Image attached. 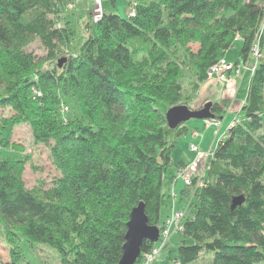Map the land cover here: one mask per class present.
<instances>
[{
  "label": "trees",
  "instance_id": "1",
  "mask_svg": "<svg viewBox=\"0 0 264 264\" xmlns=\"http://www.w3.org/2000/svg\"><path fill=\"white\" fill-rule=\"evenodd\" d=\"M67 1L0 0V111L12 112L0 115V234L10 256L0 264L17 261L22 238L54 248L61 264H117L138 203L161 230L169 169L180 164L171 152L190 130L186 122L169 128L165 118L169 107L187 105L183 66L193 69L195 91L236 37L234 65L252 62L257 45L255 65L201 183L192 177L180 191L179 202L193 208L173 261L264 264V0L137 1L126 18L102 12L87 19V37L58 67L75 37ZM35 40L45 55L27 50ZM228 106L212 101L214 119ZM19 123L49 149L59 173L50 186L25 185L30 155L10 134ZM153 247L144 239L135 264Z\"/></svg>",
  "mask_w": 264,
  "mask_h": 264
},
{
  "label": "rangeland",
  "instance_id": "2",
  "mask_svg": "<svg viewBox=\"0 0 264 264\" xmlns=\"http://www.w3.org/2000/svg\"><path fill=\"white\" fill-rule=\"evenodd\" d=\"M137 1L148 2L151 0H115L114 5L110 3V0H68L64 13L71 20L75 31V37L72 41L69 51H67L66 56L64 57L67 59L69 54H75L77 52L80 44L89 33V29L86 26L87 19L91 18L94 20V16L98 14L100 9H102V12H114L119 16L126 18L128 16V12L133 8V5ZM99 4L101 8L99 7ZM240 46L241 40L240 38L236 37L233 40L231 46L225 52L224 57L226 58V61L233 63L236 60ZM191 47L194 48L195 45H191ZM27 50L39 56L45 55V50L38 40H35L33 43H31ZM247 64L251 65V60L248 61ZM45 66L51 68L52 63L47 62L45 63ZM58 67H61V65ZM244 73L245 77L240 80L239 84L236 82V84L231 89L233 93L232 95H237L238 100L237 104H235L232 108L234 112L240 106V100L245 97L248 79L251 73L250 69H244L243 66L241 68V74L238 75L239 77L236 76L232 78L233 76H231L224 82H218L214 79V77H210L200 82L198 88L195 91L192 88V85L195 82L193 69L189 65L183 66V76L181 79L183 91L182 100L186 101L190 109H199L208 101L212 102L218 100L220 98L221 91H224L225 94V90L228 87H226V85L229 83V80L236 79L237 81L240 77L242 78L241 75ZM33 91L35 92V89H33ZM66 107H69L71 110H75V105L72 100L68 101ZM228 110L229 107L227 111ZM66 111L64 108V112ZM11 113V110L8 108L0 111V115L6 117H9ZM231 116L232 114L230 113L227 117L230 118ZM228 118L224 121V123H222V129L215 137L216 140L214 146L217 143V140L224 138L223 136H225L224 134L227 128L225 124L228 122ZM211 121L214 122L215 119H212ZM186 123L188 125L200 123L201 127L199 128V132H202V130L205 128L203 119L191 118ZM10 130L11 141L21 145L23 147L24 153L30 155V159L25 164V170L23 173L25 185L28 188H31L38 183L43 182L44 187L50 186L59 173L51 162L49 149L43 144L33 143L30 127L26 123L13 124ZM179 142L182 141L178 140L177 143ZM4 152L7 153V151ZM195 202L196 200L192 198L191 203L194 204ZM178 207L181 208L182 211H185L186 214H189L193 208L189 202L182 203ZM179 239V231L177 229H173L169 235L166 247L161 249L159 255L155 258L152 264H176L173 261V258L175 257V248ZM189 242L190 241H188V243ZM18 243L21 255L14 264H61V259L58 252L45 243L35 242L30 244L24 238H22ZM155 245L156 247H159V242H156ZM0 255L3 261H9V244L1 234Z\"/></svg>",
  "mask_w": 264,
  "mask_h": 264
},
{
  "label": "crops",
  "instance_id": "3",
  "mask_svg": "<svg viewBox=\"0 0 264 264\" xmlns=\"http://www.w3.org/2000/svg\"><path fill=\"white\" fill-rule=\"evenodd\" d=\"M226 59V58H225ZM240 64V63H239ZM242 64V63H241ZM241 74V69L239 71V75ZM242 78L240 77L237 81L235 80H229V83L226 85V90L225 94L224 91H221L220 98L216 101H219L221 99H226L229 100V110L223 114V116L219 119H215L214 122H211L209 124H205L204 122V129L202 132H199L200 123H193L191 125H188L190 127L189 132L182 136L179 137L174 144V147L171 152V158L173 163H180L178 166L171 167L169 169V174L173 176V180L169 185H166L164 187V191L169 194V192L172 190L176 194V199H175V209L177 210H182L178 206L182 203L185 202H179V197H180V191L184 188V183L182 179L177 178L174 179V174L175 171L178 167H182V174L183 176L186 177H196L198 178V183H200V178L206 174V167L207 163L209 162L211 156L208 155L207 153L212 151V149L215 147V137L219 134L220 130L222 129V123L228 118V114H232L230 118H228V122L225 124V126L228 128L231 122L234 119L235 113L239 110L240 106L243 103V100H240V106L233 112L232 108L234 107L235 104H237V95H232L231 89L233 86L236 84V82L239 84L240 80L245 77V73L241 75ZM239 77V76H238ZM237 77V78H238ZM234 78V77H232ZM227 83V82H226ZM232 96V98H231ZM228 109V108H227ZM227 128L225 130V134L227 132ZM207 129V130H206ZM225 137V136H223ZM180 140L182 142L177 143V141ZM218 141V140H217ZM190 144H196L199 149L202 151L201 154H197L194 151L189 149ZM216 145V144H215ZM175 152V155H174ZM194 199V198H193ZM170 203H171V198L167 196V206H165L164 210L167 212L170 208Z\"/></svg>",
  "mask_w": 264,
  "mask_h": 264
},
{
  "label": "water",
  "instance_id": "4",
  "mask_svg": "<svg viewBox=\"0 0 264 264\" xmlns=\"http://www.w3.org/2000/svg\"><path fill=\"white\" fill-rule=\"evenodd\" d=\"M66 58L58 59L60 66ZM212 102H206L201 108L193 110L185 104L171 106L165 113V118L169 128H175L181 123L187 122L191 118L196 119H214L211 112ZM159 229L147 223V217L144 213L143 203H138L131 210L130 218L126 223V231L124 234V243L122 245V253L117 264H135L137 258L141 254V244L144 239L155 243L158 239Z\"/></svg>",
  "mask_w": 264,
  "mask_h": 264
},
{
  "label": "built area",
  "instance_id": "5",
  "mask_svg": "<svg viewBox=\"0 0 264 264\" xmlns=\"http://www.w3.org/2000/svg\"><path fill=\"white\" fill-rule=\"evenodd\" d=\"M99 7H100V4H99ZM101 14H102V9H100L98 14L94 16V20H97L101 16ZM128 14L129 15L133 14V8L128 12ZM257 53H258L257 45H254L253 51L251 54L253 58L251 65H248L247 62L244 64L234 65V63H230L226 61L224 58H221L216 63H214L212 66L208 68L207 76L208 78L214 77V79L217 80L218 82L219 81L224 82L231 76L233 77L238 76L239 71L242 68V66L244 69H250L251 71H253ZM204 122L207 125L211 123L212 121L210 119H205ZM189 149L194 151L197 154L202 153V151L199 149V147L196 144H190ZM207 154L211 156L212 151L208 152ZM182 170H183L182 167H178L176 169L175 174H174V179L180 178L182 179L184 185H189L191 183V177L183 176ZM169 196L171 198V203H170L171 205L169 208V213L167 217L165 218L163 228L159 230L158 239L156 241V242H159V247H156L155 245L156 242H155L154 247L150 251L142 254V259L139 264H152L155 258L159 255V252L161 251V249L166 247L170 233L173 231V229H177L178 231L180 230L181 223L187 215L185 211L175 209L176 194L174 193V191L171 190L169 192Z\"/></svg>",
  "mask_w": 264,
  "mask_h": 264
}]
</instances>
